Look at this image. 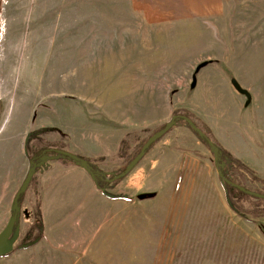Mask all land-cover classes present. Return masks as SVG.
I'll return each instance as SVG.
<instances>
[{"label":"rangeland","instance_id":"rangeland-1","mask_svg":"<svg viewBox=\"0 0 264 264\" xmlns=\"http://www.w3.org/2000/svg\"><path fill=\"white\" fill-rule=\"evenodd\" d=\"M199 64L204 65L191 87ZM231 80L253 94L251 112L264 121V0H0V232L19 212L13 195L26 174V150L86 157L114 177L136 155L138 143L173 112H188L211 132L204 111L220 100L234 111L232 98L245 100ZM178 124L160 141L179 140L198 168L214 171L207 163L212 151ZM127 134L129 147L118 155ZM152 147L103 192L108 199L138 196L137 207L126 208L119 226L116 209L107 206V253L91 258V264H264V217L234 212L228 203L213 216L173 217L159 207L163 197L140 201L147 183L137 171L151 160ZM57 156L42 161H71ZM221 168L240 187L264 194V181L246 166ZM33 183L32 178L22 200V207L33 211L32 223L16 244L40 213L36 203L25 200L33 195ZM236 202L249 210L264 208L263 201L247 195ZM118 230L122 235L116 238ZM100 241L91 246L101 247ZM16 244L0 264H50L45 242L40 244L46 249L24 252Z\"/></svg>","mask_w":264,"mask_h":264},{"label":"crops","instance_id":"crops-1","mask_svg":"<svg viewBox=\"0 0 264 264\" xmlns=\"http://www.w3.org/2000/svg\"><path fill=\"white\" fill-rule=\"evenodd\" d=\"M247 92L250 95L248 105L245 104L246 98L242 102L238 101V98L237 100L232 98L234 111H231L226 105V100H220L215 106L210 107L208 112L204 111L203 120L224 151L241 161L264 181V121L259 119L260 114L256 118L257 116L251 112L253 94L248 90ZM256 98L258 102L259 93ZM180 125L176 124L174 127ZM158 141L155 148L152 147L151 160L145 161L144 168L137 171V174L147 183L146 192L142 195L144 198H140V201L153 203L163 197L160 199L163 203L159 207L162 212H168L173 217L174 215L177 217L213 216L218 210L224 211V206H228L224 185L213 161L207 158V163L212 164L214 171L206 166L198 168L197 158L191 157L193 153L188 152V149L180 148L179 140H176L175 144ZM192 156L195 157L194 154ZM256 161L259 165L253 166L251 162L257 164ZM91 164L96 168L92 162ZM29 168L28 162L27 170ZM99 172L107 175L101 170ZM131 177L133 178V175ZM32 178L36 183H33L34 186L31 189L33 195H25L28 197L25 200L32 204L36 203L40 209L42 237L28 247L17 250L28 251L32 246L46 249L43 244H40L45 242L48 244L52 257L50 264H91V258L98 259L102 255L105 257L107 253L105 241L108 232L103 228L106 222L107 206L116 209L113 217L119 226L121 215L126 208L137 207L138 196L134 199L125 194H118L108 199L104 191L97 189L89 171L81 163L73 160L68 163L62 158L57 160L53 158L50 161L44 160L37 163ZM218 182L223 190L222 194H218ZM205 183L207 186L204 185ZM25 192L23 194L27 193ZM23 194H21L22 200ZM22 200L18 207L19 212L15 214L18 235H21L20 232L24 228L31 225L33 219V211L22 207ZM129 212L131 213V210ZM262 223L264 224V220ZM99 225H101L100 231L97 230ZM262 227L264 228V225ZM116 233V238L122 235L121 230ZM118 240H116L118 250H121ZM98 241L102 243L101 247L91 246ZM133 248L136 249V246ZM36 254L37 251L34 252V255Z\"/></svg>","mask_w":264,"mask_h":264},{"label":"trees","instance_id":"trees-1","mask_svg":"<svg viewBox=\"0 0 264 264\" xmlns=\"http://www.w3.org/2000/svg\"><path fill=\"white\" fill-rule=\"evenodd\" d=\"M199 65H197V67L194 70L193 75H195V76H196V74L198 73V71L200 69ZM171 95H172V93L169 94V96H171ZM172 116H177L175 122L177 124L178 123H184L187 126V128H189V126L184 121V118H187V119L193 121V123L196 125V127L202 133V136H198L196 133H194L191 130L192 133L197 137L196 139L199 140L202 144H204L210 151H211L212 148L216 149V151H217V156L216 157L213 156V152H212L213 163H214L215 168L218 171V176H219V178L221 179V181L223 182V185H224L223 188H224L225 197H226L225 200H227V203L229 204V207L232 209V211L240 212V213L244 212V213L252 215L253 217H259V216L264 217V212L260 211V210H264V208L260 207L258 204L253 206L254 209L249 210L247 208H244V207L240 206L236 202V200H238V198L241 199L243 197V195H247V194H245L244 192H241L237 188L233 187V185H231V184L229 185V183H227V182L228 181L232 182V181L228 178L227 175H225V172L221 168V164H229V165L233 164L236 167L238 166V167H242V168H244L245 166L243 167L228 152L224 151V149L221 146H219V144L213 139V136H212L211 132L209 131V129L207 127H204V125H200V126L197 125L194 122V117H192V115H190L188 112H185V111L178 112V113L177 112H173L171 117ZM162 127L163 126H161L160 128H162ZM158 129L159 128H157V130ZM46 132H51V130L43 129L41 131V133H46ZM129 138H130V134H127L119 142L120 143V148H119V154L118 155L122 154L124 152V150L129 147V142H128ZM146 140H147V138H146ZM144 141H145V139L142 140V142L140 141V143H138V145L136 146V148H138L137 153L139 152L141 146L144 144ZM26 142H28V139H26ZM156 142H154V143H156ZM154 143L152 145H150L148 149H146V151L144 153L145 155H146V153H148V151L151 149V147L154 145ZM51 154H56L57 155L59 153H57V150H55V149H47V150L43 149V150H39V151L33 152V153L31 151H29V150H26V157H27L26 159L28 160L30 166H35L38 163V161L40 160V157L48 156V155H51ZM79 158L82 161H85L87 163V167H88L87 169L89 171L90 176L93 179L92 181H94L95 186L100 191H105L109 187L110 184H112V183H114L116 181H121L122 178L116 179V181L112 180L115 176L106 178V176H104V174H102L96 168L93 167V165L91 164L90 160L82 158V157H79ZM129 162H131V160ZM128 163L126 165H128ZM125 168L126 167L124 166V169ZM124 169H122L120 173H122L124 171ZM125 177H123V178H125ZM232 183H234V182H232ZM140 198H144V197L141 196ZM21 200H22V196L20 195V197L18 199V206L20 205ZM260 201L264 202V200H261V199H260ZM256 210L259 211V213ZM39 219H40V213H39V210H37V212L34 215V220H36V225L31 230L26 232L27 233L26 236L21 240V242L19 244H16L17 248L28 247L30 244H32L35 241H37L38 239H40L41 233H42L41 232L42 231V226H41V223H40ZM33 234H35V235H33Z\"/></svg>","mask_w":264,"mask_h":264},{"label":"water","instance_id":"water-1","mask_svg":"<svg viewBox=\"0 0 264 264\" xmlns=\"http://www.w3.org/2000/svg\"><path fill=\"white\" fill-rule=\"evenodd\" d=\"M203 65L204 64H200L199 66L203 67ZM191 78L193 79L191 87H194L195 83H196L195 75H193V77H191ZM231 85H232L233 89H235V91H237L239 94H241L242 96H244L246 98L245 104L248 105L249 100H250L249 93L245 89L240 88L241 86L238 84V82L236 80H231ZM176 118H177V116H172L170 118V120L163 125L162 128H159L154 133H152L147 138V140L144 141V144L141 146L139 152L136 153V155L131 159V162H129L128 165L125 166L126 168L124 169V171L122 173H120L119 175L115 176L112 180L116 181V179L123 178L126 175H128L131 172V170L134 168V166L137 165L139 163V161L144 157V155H145L144 153H145L146 149H148L149 146L152 145L154 142L161 139L165 134H167L172 129V127H174L177 124L175 122ZM184 121L188 124L190 130H192L198 136H202V133L196 127V125L193 123V121H191L187 118H184ZM211 151L213 152V156L216 157L217 156L216 149L212 148ZM57 153H59L57 157H59V156L67 157V158H69L75 162H81L85 169L88 168L87 163L85 161H82L79 157H77L74 154H71V153L68 154L67 152H64V151H57ZM43 157L44 156L40 157V160L38 161V163L43 162L42 161ZM45 157H48V156H45ZM36 165L30 166V168L27 170V173H26V176H25L23 182H21V185H20L18 191L15 193V195H13L14 196L13 205L15 208L19 207L18 206V199H19L20 195L26 191V189L29 185V182L31 181V179L33 177V173H34V169L36 168ZM227 183H229V185L230 184L233 185V187L237 188L241 192H244L248 196L253 197L254 199L257 198V199L264 200V194H259L256 192L246 190L245 188L240 187L236 183H232L229 181ZM15 220H16V217L14 215L10 220H8V223L5 226V228L3 229V231L0 232V257L7 256L12 252V250H13L12 245L16 243V241L19 237V235L17 233L18 231L16 229V221Z\"/></svg>","mask_w":264,"mask_h":264}]
</instances>
